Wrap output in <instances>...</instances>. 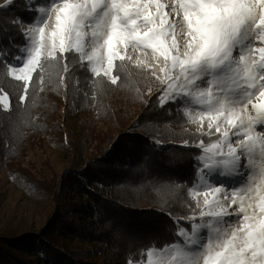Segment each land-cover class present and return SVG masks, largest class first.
I'll use <instances>...</instances> for the list:
<instances>
[{"label": "snow or ice", "instance_id": "6c2138e0", "mask_svg": "<svg viewBox=\"0 0 264 264\" xmlns=\"http://www.w3.org/2000/svg\"><path fill=\"white\" fill-rule=\"evenodd\" d=\"M26 3L37 10L35 0ZM38 11L10 21L22 41L0 25V69L25 89L52 61H63L66 75L74 59L108 77L121 51L151 49L164 57L158 107L195 103L200 134L215 136L196 145L206 158H193V180L210 178L194 193L203 204L188 205L191 215L181 220L189 230L178 229V242L157 245L158 264H264V0H44Z\"/></svg>", "mask_w": 264, "mask_h": 264}, {"label": "trees", "instance_id": "16d2710c", "mask_svg": "<svg viewBox=\"0 0 264 264\" xmlns=\"http://www.w3.org/2000/svg\"><path fill=\"white\" fill-rule=\"evenodd\" d=\"M27 7L26 0H15L0 11V25L16 41L23 38L10 21L40 14ZM12 53L19 54L15 48ZM69 67L66 75L63 61L47 63L42 79L33 73L27 89L0 69V94L9 100L8 109L0 101V170L19 176L53 202L39 233L0 231V264H144L147 252L161 250L158 244L178 242L180 227L189 230L190 222L181 218L191 215L188 205L195 204L192 191L199 177L193 180V158L204 154L196 145L214 143L215 137L187 129L185 108L158 107V80L145 68L117 60L113 84L91 74L89 66L84 72L74 59ZM52 97H66L68 111L82 119L79 133L64 145L71 168L62 174L51 169L48 178L32 156L45 149L46 133L64 128L61 104Z\"/></svg>", "mask_w": 264, "mask_h": 264}, {"label": "rangeland", "instance_id": "374dc122", "mask_svg": "<svg viewBox=\"0 0 264 264\" xmlns=\"http://www.w3.org/2000/svg\"><path fill=\"white\" fill-rule=\"evenodd\" d=\"M35 2L37 8L44 6V0H35ZM160 2H166V0H160ZM4 3H6V0H0V5ZM39 15L42 14L40 13ZM121 49H124V45H121ZM121 55L133 66L147 69L149 78L157 79V76L161 79L163 78V73L160 69L164 66V57L161 53L157 52L153 54L151 49L146 51L137 49L133 51L129 47L126 50L121 51ZM117 60H114L113 62V71ZM88 66L90 68L92 67V65ZM96 67L100 70L101 75H103V69H100L99 65ZM113 71L108 76L110 80L114 77ZM17 74L19 73L17 72ZM12 77L14 78V76ZM52 98L61 104L64 116V128L62 131H50L46 133L45 149H37L32 156V159L37 161L38 168L45 171V175L48 178H51V169H54L57 174H62L71 168L72 157L65 151L64 145L68 141L69 136H76L79 133V124L82 119V115L79 112L75 110L68 111V108L66 107V97L61 99ZM0 101L3 103L4 107L8 109V97L0 94ZM197 108L198 107L195 103H193L190 106H186L184 109L190 121L186 128L193 132H199L197 125L200 122V118L197 117L195 122L192 120V116L195 114L194 109ZM88 117L90 120H93V116ZM212 137L214 138L215 136ZM202 158H206L205 153ZM89 159H91V156H89L86 161L88 162ZM48 161L52 168L49 166ZM199 163L202 164L203 159ZM198 169L201 171L199 167ZM216 171H221V169H217ZM209 179L210 178L207 176L203 179L199 178V183L192 191V197L195 200V203L199 200L200 203L203 204L202 192L201 195H194V193L199 191L202 185ZM225 182L227 183V181ZM52 210V199L46 193L36 190L30 184L24 182L19 176H11L6 169L0 170V231L9 228L24 233H39V231L47 224L49 213ZM71 244L76 248H82L76 242H71ZM97 256L98 255L93 254L92 257L97 259ZM160 259L161 250H151L147 252V258L144 264H158Z\"/></svg>", "mask_w": 264, "mask_h": 264}]
</instances>
